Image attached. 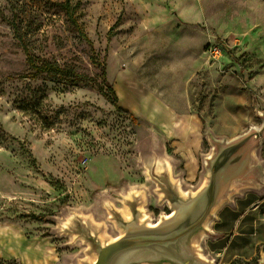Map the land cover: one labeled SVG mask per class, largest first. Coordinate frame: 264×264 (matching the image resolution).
<instances>
[{"label": "rangeland", "instance_id": "374dc122", "mask_svg": "<svg viewBox=\"0 0 264 264\" xmlns=\"http://www.w3.org/2000/svg\"><path fill=\"white\" fill-rule=\"evenodd\" d=\"M63 1L0 0L3 264H89L87 232L120 236L116 212L137 206L150 226L170 213L156 162L189 195L214 146L264 117V0H69L80 31ZM28 59L69 76L33 78ZM102 75L135 121L99 93Z\"/></svg>", "mask_w": 264, "mask_h": 264}, {"label": "water", "instance_id": "95a60500", "mask_svg": "<svg viewBox=\"0 0 264 264\" xmlns=\"http://www.w3.org/2000/svg\"><path fill=\"white\" fill-rule=\"evenodd\" d=\"M262 120L259 129L251 128L232 141L214 146V154L207 165L206 184L195 193L182 195L174 182L154 174L153 179L159 187L164 183L168 187L163 191L171 210L170 216H164L150 226L141 223L137 206L129 208V220L116 212L115 223L122 228L120 236L102 243L95 232H87L89 251L94 258L89 264H207L196 252L194 240L203 230L227 178L238 170V160L247 159L250 149L264 137V117ZM230 154L240 159H233L228 166Z\"/></svg>", "mask_w": 264, "mask_h": 264}, {"label": "crops", "instance_id": "0c3cea01", "mask_svg": "<svg viewBox=\"0 0 264 264\" xmlns=\"http://www.w3.org/2000/svg\"><path fill=\"white\" fill-rule=\"evenodd\" d=\"M256 18L259 24L264 21L261 11ZM262 123L261 119L254 127L259 129ZM247 156L243 162L238 160V170L227 178L203 230L194 240L196 252L207 264H264V137ZM233 159L240 158L230 154L228 166ZM162 162L154 164L153 173L174 182L171 169ZM192 176V172L188 174ZM207 176L208 170L200 188L206 184ZM28 254L38 255L34 250Z\"/></svg>", "mask_w": 264, "mask_h": 264}, {"label": "trees", "instance_id": "16d2710c", "mask_svg": "<svg viewBox=\"0 0 264 264\" xmlns=\"http://www.w3.org/2000/svg\"><path fill=\"white\" fill-rule=\"evenodd\" d=\"M60 7L64 11L65 16L68 18L69 22L78 31H80V28H79L76 20L74 19L73 8L70 5V1L69 0H64L60 4ZM83 37L85 38L84 35H83ZM27 63L29 65V69H31L33 71L31 73V76L33 78L37 77L40 74H50V73H55V72L63 73L62 75L64 77H68L69 76L68 73L64 74V71L60 70L57 66H52V65H49V64H42L40 66H37L31 59H28ZM83 79L84 78L81 75H73V77H72V80L76 81L77 83H82L84 81ZM101 84H103L106 87V91L104 92V90H102V88L99 85V88H98L99 93L109 101V103L115 108L116 112L125 114L131 119V121H135V118L131 114H129L127 111H125V110L121 109L120 107H118V105H117V102H118L117 101V97H116L111 85H109L107 83L104 75H102V77H101ZM38 219L40 220L41 218H38ZM0 264H3L1 262V260H0Z\"/></svg>", "mask_w": 264, "mask_h": 264}, {"label": "built area", "instance_id": "2783aa9c", "mask_svg": "<svg viewBox=\"0 0 264 264\" xmlns=\"http://www.w3.org/2000/svg\"><path fill=\"white\" fill-rule=\"evenodd\" d=\"M223 51H224V47L222 46L221 43L214 42L208 44L203 52L204 55L203 64L205 66H211L214 63V61L217 60L222 55Z\"/></svg>", "mask_w": 264, "mask_h": 264}, {"label": "bare ground", "instance_id": "6f19581e", "mask_svg": "<svg viewBox=\"0 0 264 264\" xmlns=\"http://www.w3.org/2000/svg\"><path fill=\"white\" fill-rule=\"evenodd\" d=\"M167 164V163H166ZM167 168H168V170L170 171V167H169V165L167 164ZM179 185V184H178ZM124 213H125V211H124ZM125 215H126V213H125ZM144 219V214L141 216V220H143ZM68 224H71V222L69 221L68 222ZM70 226V225H69Z\"/></svg>", "mask_w": 264, "mask_h": 264}]
</instances>
